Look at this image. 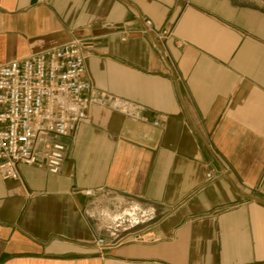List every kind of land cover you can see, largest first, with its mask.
<instances>
[{
    "label": "crops",
    "instance_id": "crops-1",
    "mask_svg": "<svg viewBox=\"0 0 264 264\" xmlns=\"http://www.w3.org/2000/svg\"><path fill=\"white\" fill-rule=\"evenodd\" d=\"M72 37L141 117L93 105L57 174L0 177V264H264V0H0V64ZM117 204L151 213L148 237L99 253Z\"/></svg>",
    "mask_w": 264,
    "mask_h": 264
},
{
    "label": "built area",
    "instance_id": "built-area-1",
    "mask_svg": "<svg viewBox=\"0 0 264 264\" xmlns=\"http://www.w3.org/2000/svg\"><path fill=\"white\" fill-rule=\"evenodd\" d=\"M143 24L141 34L152 39L167 38L172 33V27L155 31L150 20ZM93 105L131 118L141 117L136 107L93 89L77 38L0 64V177L20 180L21 164L57 174L66 157L64 139L86 119ZM223 173L207 171L205 184ZM82 193L89 198L108 196L102 189L86 188ZM151 218L149 211L132 205L122 208L117 204L115 212L100 211L96 219L107 236H95L93 247L101 253L125 242L143 241L148 237Z\"/></svg>",
    "mask_w": 264,
    "mask_h": 264
}]
</instances>
